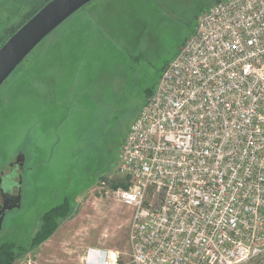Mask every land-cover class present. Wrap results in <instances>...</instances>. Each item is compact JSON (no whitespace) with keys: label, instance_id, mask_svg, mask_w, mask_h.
I'll use <instances>...</instances> for the list:
<instances>
[{"label":"rangeland","instance_id":"374dc122","mask_svg":"<svg viewBox=\"0 0 264 264\" xmlns=\"http://www.w3.org/2000/svg\"><path fill=\"white\" fill-rule=\"evenodd\" d=\"M48 1L0 0V42ZM213 1L93 0L3 83L0 174L20 176L21 203L5 214L0 246L27 250L41 215L83 190L57 231L37 249L17 253L12 264H83L93 247L133 264L132 209L99 182L119 176L131 124ZM20 156L22 167L15 163Z\"/></svg>","mask_w":264,"mask_h":264},{"label":"built area","instance_id":"2783aa9c","mask_svg":"<svg viewBox=\"0 0 264 264\" xmlns=\"http://www.w3.org/2000/svg\"><path fill=\"white\" fill-rule=\"evenodd\" d=\"M116 174L99 184L132 209L133 264H264V0L198 15ZM82 261L119 264L95 247Z\"/></svg>","mask_w":264,"mask_h":264},{"label":"water","instance_id":"95a60500","mask_svg":"<svg viewBox=\"0 0 264 264\" xmlns=\"http://www.w3.org/2000/svg\"><path fill=\"white\" fill-rule=\"evenodd\" d=\"M93 0H49L23 23L0 46V87L26 57L56 28L79 9ZM16 164L22 167L23 157L17 158ZM20 178V177H19ZM20 183V180H19ZM0 174V232L5 214L20 208L21 191L17 194L5 190Z\"/></svg>","mask_w":264,"mask_h":264},{"label":"trees","instance_id":"16d2710c","mask_svg":"<svg viewBox=\"0 0 264 264\" xmlns=\"http://www.w3.org/2000/svg\"><path fill=\"white\" fill-rule=\"evenodd\" d=\"M217 1L219 0H214L212 5ZM35 12L29 15L25 20L29 19ZM19 27L12 30L10 34L8 35V38ZM5 41L6 40L1 41L0 46ZM81 192H83V190ZM81 192H79L78 194L75 192H71L69 196L64 197L58 204L54 205L53 207H51L50 209H48L41 215L40 226L36 230L35 234L33 235L27 250L24 251V249L21 248V250L16 252L11 246H5V245L0 246V264H12L17 253L25 254L26 252L37 249L41 244L46 242L56 232V230L59 228L62 221L70 217L72 213V209H73L72 202L74 199L78 197L79 194H81Z\"/></svg>","mask_w":264,"mask_h":264},{"label":"flooded vegetation","instance_id":"af4514ba","mask_svg":"<svg viewBox=\"0 0 264 264\" xmlns=\"http://www.w3.org/2000/svg\"><path fill=\"white\" fill-rule=\"evenodd\" d=\"M18 165V164H17ZM19 167H21L20 165H18ZM10 175V173L8 174H4L2 173V186L4 185V180H5V186L7 189L8 192L12 193V195H15L17 194V191H18V179L20 180V176L17 175V176H13L11 178H7L8 176Z\"/></svg>","mask_w":264,"mask_h":264},{"label":"crops","instance_id":"0c3cea01","mask_svg":"<svg viewBox=\"0 0 264 264\" xmlns=\"http://www.w3.org/2000/svg\"><path fill=\"white\" fill-rule=\"evenodd\" d=\"M57 231V230H56Z\"/></svg>","mask_w":264,"mask_h":264}]
</instances>
